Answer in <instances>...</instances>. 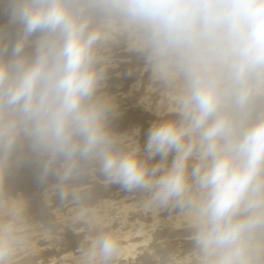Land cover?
Segmentation results:
<instances>
[{"label": "clouds", "instance_id": "clouds-1", "mask_svg": "<svg viewBox=\"0 0 264 264\" xmlns=\"http://www.w3.org/2000/svg\"><path fill=\"white\" fill-rule=\"evenodd\" d=\"M0 15V170L27 151L43 183L58 162L65 178L85 162L146 193L145 208L185 213L199 264H264V0H0ZM113 29L173 94L143 151L97 94ZM19 229V210L0 223V264ZM120 252L105 231L81 249L83 264Z\"/></svg>", "mask_w": 264, "mask_h": 264}, {"label": "bare ground", "instance_id": "bare-ground-1", "mask_svg": "<svg viewBox=\"0 0 264 264\" xmlns=\"http://www.w3.org/2000/svg\"><path fill=\"white\" fill-rule=\"evenodd\" d=\"M5 23L0 15V26ZM97 56L103 70L97 94L115 105L111 127L138 142L143 151L152 124L172 115L173 94L153 76L127 34L111 30ZM24 155L28 162L18 163L14 157L0 170V223L20 212L16 249L8 264H83L82 247L101 231L120 239L121 252L112 264H199L185 213L145 208L146 193L105 184L85 162H77L73 173L60 179L55 173L63 172L57 163L48 175L53 176L55 182L50 177L48 183L53 187L35 185L41 164L27 151Z\"/></svg>", "mask_w": 264, "mask_h": 264}, {"label": "rangeland", "instance_id": "rangeland-1", "mask_svg": "<svg viewBox=\"0 0 264 264\" xmlns=\"http://www.w3.org/2000/svg\"><path fill=\"white\" fill-rule=\"evenodd\" d=\"M58 163H61V169H60L59 171L63 172V171H62V169H63V167H62V166H63V162H58ZM78 166H79V164L77 165V163H76L75 166L73 167V170H74L76 167H78ZM41 169H42V168H41ZM41 169H39V172H38L39 174H40V172L42 171ZM52 169H54V168L51 167L50 170L52 171ZM40 170H41V171H40ZM50 170H49V171H50ZM51 171H50V172H51ZM50 172H49V174H50ZM72 173H73V172H72ZM74 173H75V172H74ZM39 174H38V175H39ZM49 174H48V175H49ZM38 175H36V176H37L36 179L33 180V181H34L33 184H35V185L43 184V185H46V187H48V188H52V187H53L51 184H48L50 181L52 182V180H53V176H48L47 179H46L43 183H41V182L37 179V178H38ZM50 175H51V174H50ZM62 175H63L62 173H61L60 176L58 175V178L60 179V178L62 177ZM50 177H52V178H51L52 180L49 179ZM49 180H50V181H49ZM53 181H54V180H53ZM54 182H55V181H54ZM58 184H59V183H58ZM58 184H57V186H58ZM50 186H52V187H50ZM54 188H55V187H54ZM55 190H56V189H55ZM55 190L53 189V192H55ZM56 191H57V190H56ZM51 192H52V191H51ZM165 255H167V254H165Z\"/></svg>", "mask_w": 264, "mask_h": 264}]
</instances>
